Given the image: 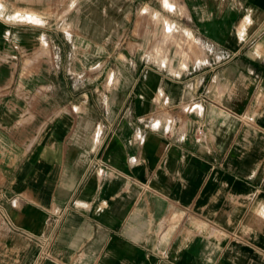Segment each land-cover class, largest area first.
Returning a JSON list of instances; mask_svg holds the SVG:
<instances>
[{"label": "crops", "instance_id": "0c3cea01", "mask_svg": "<svg viewBox=\"0 0 264 264\" xmlns=\"http://www.w3.org/2000/svg\"><path fill=\"white\" fill-rule=\"evenodd\" d=\"M39 1L0 0V264H264V0H154L128 48L155 63L112 68L108 102L64 83L57 113L48 80L13 99Z\"/></svg>", "mask_w": 264, "mask_h": 264}, {"label": "rangeland", "instance_id": "374dc122", "mask_svg": "<svg viewBox=\"0 0 264 264\" xmlns=\"http://www.w3.org/2000/svg\"><path fill=\"white\" fill-rule=\"evenodd\" d=\"M176 1L184 6V13H186L185 4L180 0ZM68 3L69 0L39 1L38 21L45 34H40L38 43L30 52L12 58V62L15 60L17 64H23L24 83H27L28 79L30 80L26 86L19 87L13 93V99L17 104H22L23 108L26 105H29L30 109L31 107L41 108L43 104L36 101V94L30 96L29 90L31 87L34 90L38 84H45L46 80L49 81V88H54L55 113L62 106L63 84L68 82L71 84L72 100L77 101L81 95L85 94L89 99L90 97L94 99L95 94H98L108 102L112 91V68L137 64L139 61L155 63L148 58V45L152 41L151 38L145 47L132 50H129L128 42L130 40L142 41L139 34L133 33L134 23L143 7L159 12L158 1H147V4L143 1H134L132 4L129 0H74L71 7L60 15L63 9H67ZM45 5H49L50 10H45ZM161 13L170 19H178V16L184 15L179 10L170 12L164 7L161 9ZM128 17L129 20H127ZM65 21L71 22L68 27L70 38L65 32L63 23ZM79 22H83L85 26L83 37L91 44L96 43V49L90 46L73 45V34L78 31ZM178 22L188 28V23H181L179 19ZM146 24L148 28L153 27L151 21ZM94 30H97V36L92 35ZM140 30L141 28H138V32H141ZM195 39L201 46V56L197 60L204 59L205 46L196 36ZM119 52L123 53V57H119ZM1 59H4V55H0ZM95 63L96 67H91ZM106 68L110 73L105 74L103 70ZM19 85L21 84L19 83ZM23 95L27 97L25 99L18 98ZM165 119L172 121L174 117L166 114Z\"/></svg>", "mask_w": 264, "mask_h": 264}, {"label": "built area", "instance_id": "2783aa9c", "mask_svg": "<svg viewBox=\"0 0 264 264\" xmlns=\"http://www.w3.org/2000/svg\"><path fill=\"white\" fill-rule=\"evenodd\" d=\"M199 132V130H197Z\"/></svg>", "mask_w": 264, "mask_h": 264}]
</instances>
